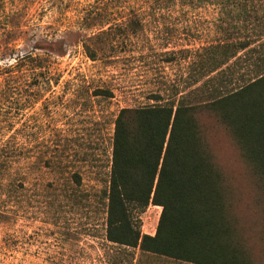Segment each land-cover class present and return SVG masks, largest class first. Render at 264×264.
<instances>
[{
  "label": "rangeland",
  "instance_id": "rangeland-1",
  "mask_svg": "<svg viewBox=\"0 0 264 264\" xmlns=\"http://www.w3.org/2000/svg\"><path fill=\"white\" fill-rule=\"evenodd\" d=\"M248 40L256 50L223 82L207 74L210 49ZM262 57L264 0H0V264H190L108 240L96 196L110 178L115 120L156 105L154 95L164 104L237 88ZM219 138L220 163L236 168ZM258 212L245 211L253 225ZM161 213L138 214L143 234L155 236ZM253 229L249 256L264 264Z\"/></svg>",
  "mask_w": 264,
  "mask_h": 264
},
{
  "label": "trees",
  "instance_id": "trees-1",
  "mask_svg": "<svg viewBox=\"0 0 264 264\" xmlns=\"http://www.w3.org/2000/svg\"><path fill=\"white\" fill-rule=\"evenodd\" d=\"M222 10V17L236 18L229 7ZM255 44L213 47L207 74L217 72L223 82ZM250 61L253 76L232 90L222 86L206 99L187 95L164 104L154 95L156 105L120 111L110 178L96 196L110 242L190 264H253L247 238L256 226L252 233L264 236V57ZM219 137L229 143L236 168L220 163ZM150 206L162 208L155 236L143 234L138 219ZM252 208L259 211L256 226L245 213Z\"/></svg>",
  "mask_w": 264,
  "mask_h": 264
}]
</instances>
